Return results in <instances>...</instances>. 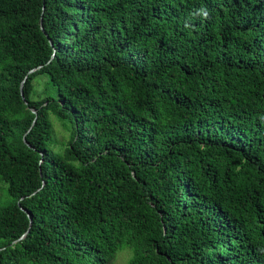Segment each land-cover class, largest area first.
<instances>
[{"label": "trees", "instance_id": "1", "mask_svg": "<svg viewBox=\"0 0 264 264\" xmlns=\"http://www.w3.org/2000/svg\"><path fill=\"white\" fill-rule=\"evenodd\" d=\"M0 180V264H264V0H0Z\"/></svg>", "mask_w": 264, "mask_h": 264}, {"label": "rangeland", "instance_id": "2", "mask_svg": "<svg viewBox=\"0 0 264 264\" xmlns=\"http://www.w3.org/2000/svg\"><path fill=\"white\" fill-rule=\"evenodd\" d=\"M46 79H47V76H45V75L37 76L34 79L35 87H37L38 84H41V82H43V81L45 82ZM40 91H41V93L46 94V95H49L51 93L50 91L45 89V86H43L40 89ZM33 99H36V96H34ZM50 119L53 122L55 127H59V122H58L56 117L51 116ZM60 135L64 136V134H62V132H59L58 134L56 132V136H57L56 138L52 135L53 137H52L51 147L56 146L57 143L59 144V141L62 140V137ZM9 202H10V197L8 196V193H7V184H6V182L0 180V208L7 205ZM130 254H131V251L126 249V251L119 253L116 256V258L110 264H127L129 261L128 259L130 257Z\"/></svg>", "mask_w": 264, "mask_h": 264}, {"label": "water", "instance_id": "3", "mask_svg": "<svg viewBox=\"0 0 264 264\" xmlns=\"http://www.w3.org/2000/svg\"><path fill=\"white\" fill-rule=\"evenodd\" d=\"M41 30L43 31V27H42V26H41ZM39 68H40V67H38V68H36V69H32V70H30V71L28 72V74H31V73L35 72V71L38 70ZM25 79H26V78H25ZM25 79L23 80V82L25 81ZM23 82H22V84H23ZM20 93H21L22 98L24 99V95H23V91H22V85H21V87H20ZM26 104H27V103H26ZM32 113L36 115V111H35V110H32ZM24 143H25L26 146L30 147V145L25 141V139H24ZM28 217L30 218L29 215H28ZM24 236H25V235H23L21 238H23Z\"/></svg>", "mask_w": 264, "mask_h": 264}, {"label": "clouds", "instance_id": "4", "mask_svg": "<svg viewBox=\"0 0 264 264\" xmlns=\"http://www.w3.org/2000/svg\"><path fill=\"white\" fill-rule=\"evenodd\" d=\"M204 14H205V15H207V13H206V12H205Z\"/></svg>", "mask_w": 264, "mask_h": 264}]
</instances>
